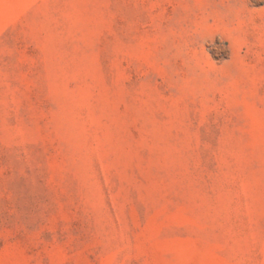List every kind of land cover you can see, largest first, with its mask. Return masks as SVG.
<instances>
[{
  "label": "rangeland",
  "instance_id": "obj_1",
  "mask_svg": "<svg viewBox=\"0 0 264 264\" xmlns=\"http://www.w3.org/2000/svg\"><path fill=\"white\" fill-rule=\"evenodd\" d=\"M0 264H264V0H0Z\"/></svg>",
  "mask_w": 264,
  "mask_h": 264
}]
</instances>
